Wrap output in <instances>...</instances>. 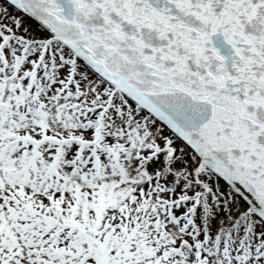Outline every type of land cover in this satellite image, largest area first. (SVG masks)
<instances>
[{
    "label": "snow or ice",
    "instance_id": "6c2138e0",
    "mask_svg": "<svg viewBox=\"0 0 264 264\" xmlns=\"http://www.w3.org/2000/svg\"><path fill=\"white\" fill-rule=\"evenodd\" d=\"M0 264H264V0H0Z\"/></svg>",
    "mask_w": 264,
    "mask_h": 264
}]
</instances>
